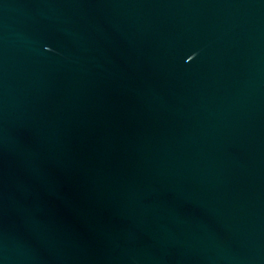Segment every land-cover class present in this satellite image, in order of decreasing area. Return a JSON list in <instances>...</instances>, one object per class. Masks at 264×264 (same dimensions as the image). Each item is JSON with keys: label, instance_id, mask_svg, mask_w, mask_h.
Wrapping results in <instances>:
<instances>
[{"label": "water", "instance_id": "obj_1", "mask_svg": "<svg viewBox=\"0 0 264 264\" xmlns=\"http://www.w3.org/2000/svg\"><path fill=\"white\" fill-rule=\"evenodd\" d=\"M0 264H264V0H64L0 168Z\"/></svg>", "mask_w": 264, "mask_h": 264}]
</instances>
